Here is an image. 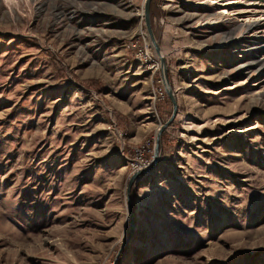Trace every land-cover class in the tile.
Masks as SVG:
<instances>
[{"label":"rangeland","instance_id":"rangeland-1","mask_svg":"<svg viewBox=\"0 0 264 264\" xmlns=\"http://www.w3.org/2000/svg\"><path fill=\"white\" fill-rule=\"evenodd\" d=\"M145 2L0 0V264H264V0Z\"/></svg>","mask_w":264,"mask_h":264},{"label":"water","instance_id":"water-1","mask_svg":"<svg viewBox=\"0 0 264 264\" xmlns=\"http://www.w3.org/2000/svg\"><path fill=\"white\" fill-rule=\"evenodd\" d=\"M150 1L151 0H146L145 2V7H144V12H145V19H146V24H147V28H148V32L150 34V37L154 43V46L156 48V50L158 51L161 59H162V63H163V67L165 65V59H164V56L163 54L161 53V49H160V46L154 36V33H153V30H152V26H151V23H150ZM164 85H165V88L168 92V95L170 96V98L172 99V102H173V107H174V110H173V114L171 116V118L165 122L162 126H160V128L158 129V132H157V138H156V148H155V161L152 165L155 166L159 160V155H160V151H159V145H160V141H161V135H162V132L164 131V129L170 124V122L172 121L173 117L175 116L176 112H177V107H178V104H177V99H176V95H175V92H174V89L172 88L170 82L168 81L166 75H164ZM142 172H145V170H142L138 173H136L132 179H134L139 173H142ZM132 181V180H131ZM116 264V261L115 263Z\"/></svg>","mask_w":264,"mask_h":264},{"label":"trees","instance_id":"trees-1","mask_svg":"<svg viewBox=\"0 0 264 264\" xmlns=\"http://www.w3.org/2000/svg\"><path fill=\"white\" fill-rule=\"evenodd\" d=\"M171 99V98H170Z\"/></svg>","mask_w":264,"mask_h":264}]
</instances>
